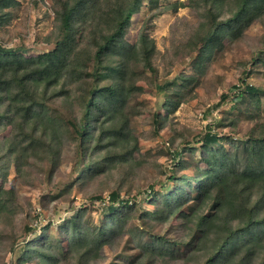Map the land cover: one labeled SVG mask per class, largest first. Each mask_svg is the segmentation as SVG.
Returning <instances> with one entry per match:
<instances>
[{
    "label": "trees",
    "instance_id": "trees-1",
    "mask_svg": "<svg viewBox=\"0 0 264 264\" xmlns=\"http://www.w3.org/2000/svg\"><path fill=\"white\" fill-rule=\"evenodd\" d=\"M153 1L56 0L53 36L56 47L53 50L25 57L16 49L0 46V128L10 127L8 137L2 142V151L6 152L0 155V167L5 166L8 156L24 159L30 151H44L54 156L62 129L68 124L73 125L75 135L81 139L80 153H88L85 168L78 166L82 179L77 177L76 181L96 177L103 166L104 171L107 166L133 163L138 142L125 113L135 96L129 82L146 79V71H157L153 63L158 52L146 30L142 29L133 43L127 36L130 18L145 2L152 5ZM202 2L201 21L186 45V50L199 47L193 59L199 75L218 57V50L227 37L242 35L253 23L264 18V0ZM106 3H114L112 10L105 8ZM16 4V0H0V21L7 16L5 10ZM97 18H100L98 22ZM197 81L198 77L192 76L177 81L183 86L176 87L175 99L170 98L164 105L166 118L178 108L177 98L180 99L184 92L192 93ZM243 83V87H234L238 93L231 101L229 95H223L217 106L231 102V111H239L249 119L257 115L254 133L242 138V145H231L233 150L227 151L226 146L239 139L220 137L209 131L202 139V148L204 160L213 163V175H202L196 169L198 178L193 181L175 172L169 177V182L174 184L169 190L165 191L164 182L157 190L151 185V190L145 191L147 195L142 201L159 204L160 211L146 216L141 213L139 219L166 224L177 212L185 211L191 202L195 204L184 224L186 234L181 244L154 235L153 242L144 247V252H153L159 262L169 255L176 258L180 250L171 252L170 248L182 246L187 262L191 261L189 255L194 253L193 262L197 264H264V117L260 116L264 85L255 87ZM174 86L175 82H170L158 87L169 90L175 89ZM57 101L67 108L74 107L77 102L81 118H75L71 109L67 110L70 116L64 121L59 114L54 115L52 112H58L51 107ZM251 106L254 113H250ZM159 117L160 113L154 121L158 134L167 122ZM94 118L96 123L91 127L89 121ZM91 129L94 135L86 150L84 140ZM187 150L175 153L177 168H189V160L180 161L195 151L192 147ZM120 194L121 191L110 195L109 207L100 226L86 225L78 213L59 227L58 231L65 233L63 239L68 242L70 251L79 254L81 261L92 253L99 257L121 229L136 220L138 203L120 201ZM11 196L12 192L0 189V215L10 207ZM118 202L121 210L117 208ZM36 227L38 225L28 230L37 231ZM51 227L52 224H48L30 244L19 249L17 256L21 263L31 256L38 259L36 264L58 263L50 252L55 238ZM137 230L134 237L140 236ZM34 244L38 246L31 250Z\"/></svg>",
    "mask_w": 264,
    "mask_h": 264
},
{
    "label": "rangeland",
    "instance_id": "rangeland-1",
    "mask_svg": "<svg viewBox=\"0 0 264 264\" xmlns=\"http://www.w3.org/2000/svg\"><path fill=\"white\" fill-rule=\"evenodd\" d=\"M16 1L14 7L5 10L7 16L0 21V46L16 49L25 57L53 50L56 47L53 38L56 0ZM153 3L145 2L134 14L137 19L130 18L131 27L127 36L133 43L142 29L146 30L158 52L153 63L157 71H146V79L129 82L135 96L125 113L138 142L133 163L130 166L116 164L113 168L107 166L104 171L103 166L96 177L87 178L84 182L76 181L77 177H81L78 166L84 165L85 168L88 153L81 154L78 150L81 139L75 135L77 133L72 124L64 125L54 156L44 151H30V155L24 159L8 156L5 166L0 167L3 175L0 189L12 192L10 207L0 215V264H36L38 259L34 256L21 263L18 260L19 249L30 244L48 224H52L50 232L55 236L50 252L57 264H197L193 262L194 253L188 257L190 262L184 260L186 250L182 246H172L170 251L180 250V255L174 259L169 255L161 262L156 254L143 250L153 242L154 235L181 244L186 234L184 224L195 204L191 202L185 211L177 212L166 224H160L152 219H139L141 213L146 216L160 211L159 204L152 205L142 200L147 195L145 191L151 190V185L157 190L165 182V191L173 187L169 177L175 172L193 181L198 178L196 169L202 175L215 173L213 163L204 160L202 148V139L209 131L220 137L239 139L225 145L227 151L233 150L231 145H242L241 139L254 133L258 125L257 115L255 119H249L239 111H231V102L222 106L217 104L223 95H229L231 101L238 93L234 87H243V81L255 87L264 85V18L253 23L242 35L227 37L218 50V57L199 75L193 66L199 47L186 50V45L201 21L202 0H155ZM113 6L114 3L105 4L107 10H112ZM189 76L198 77L193 92H184L180 99L177 98L178 108L166 118L168 114L164 105L170 98L175 99L176 87L179 89L183 86L177 81ZM170 82H175V89L160 90L158 87ZM61 103L57 101L52 105L51 108L58 112H52L54 115L59 114L64 121L66 116H70L67 110L71 109L75 118H81L77 102L71 108ZM249 109L250 113H254L252 106ZM260 112V116L264 117V103L260 106ZM159 113V118H165L167 122L158 134L154 121ZM95 123V118L90 119L91 127ZM2 128L0 155L6 152L2 151V142L10 133V127ZM93 135L94 129L87 131L83 145L86 150L91 145ZM189 147L195 151L180 160H189V168H177L175 153H185ZM137 162L140 163L135 165ZM120 191V201L138 203L136 220L122 228L99 257L92 253L81 261L79 254L70 251L68 242L63 239L65 233L58 231L59 227L78 213H81L86 225L100 226L109 207L110 195ZM118 204L117 208L121 210V204ZM37 225V231L30 232ZM135 229H138L140 236L134 237ZM37 246L34 244L30 249Z\"/></svg>",
    "mask_w": 264,
    "mask_h": 264
}]
</instances>
